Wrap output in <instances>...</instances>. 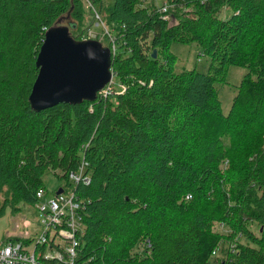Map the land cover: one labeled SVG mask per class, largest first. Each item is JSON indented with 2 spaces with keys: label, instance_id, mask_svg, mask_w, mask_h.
Wrapping results in <instances>:
<instances>
[{
  "label": "trees",
  "instance_id": "1",
  "mask_svg": "<svg viewBox=\"0 0 264 264\" xmlns=\"http://www.w3.org/2000/svg\"><path fill=\"white\" fill-rule=\"evenodd\" d=\"M147 1L0 0V216L62 189L81 204L75 264H264V0H161L166 14ZM101 23L116 39L112 94L34 111L46 31L82 41ZM175 43L198 45L208 71L175 72ZM230 67L247 73L225 114ZM84 158L89 183L73 176ZM49 173L68 187L50 196ZM52 229L46 244H2L66 264Z\"/></svg>",
  "mask_w": 264,
  "mask_h": 264
},
{
  "label": "water",
  "instance_id": "2",
  "mask_svg": "<svg viewBox=\"0 0 264 264\" xmlns=\"http://www.w3.org/2000/svg\"><path fill=\"white\" fill-rule=\"evenodd\" d=\"M36 65L39 74L29 98L36 112L60 103L95 102L113 79L111 50L100 41H76L64 25L46 31Z\"/></svg>",
  "mask_w": 264,
  "mask_h": 264
},
{
  "label": "built area",
  "instance_id": "3",
  "mask_svg": "<svg viewBox=\"0 0 264 264\" xmlns=\"http://www.w3.org/2000/svg\"><path fill=\"white\" fill-rule=\"evenodd\" d=\"M167 11V6L162 7V12L164 14H166ZM165 18L167 19V16H165ZM99 25L103 24H97V26ZM105 39H109L110 43H108V48L114 55L116 53V40L105 27L100 31L90 29L83 40L100 41L104 44L103 41H105ZM110 86L111 83L101 92V94L104 96L112 94ZM87 166L88 163L84 158L80 173L78 175H73L75 181L79 182L83 179L86 183L90 182L89 176L84 175V169ZM45 195L44 189H40L37 193L40 201L42 199V201L38 204V209L43 214L42 225L44 230L41 237L35 243H48L50 238H48L47 232L51 231L52 235H54L55 231L52 228L55 227V225H59L61 227L58 232L59 239H62L64 241L63 243H67V246H65L68 256L66 264H75L77 247L79 245L76 236L83 229L81 225V218L76 215V211L81 208V204L75 197V194L67 195V193H62L57 195L56 193L53 198H45ZM83 233L84 230L82 231V234ZM31 245H24L21 242H8L1 244L0 264H42L39 261L40 253H37L36 245H33V247H31ZM45 257L56 259L61 262L63 261V255L59 251L55 254L46 253Z\"/></svg>",
  "mask_w": 264,
  "mask_h": 264
},
{
  "label": "rangeland",
  "instance_id": "4",
  "mask_svg": "<svg viewBox=\"0 0 264 264\" xmlns=\"http://www.w3.org/2000/svg\"><path fill=\"white\" fill-rule=\"evenodd\" d=\"M157 1L158 6L162 8L164 2L161 3V0ZM84 6L87 10V13H89L88 8L90 6L88 7V3H85ZM89 16L90 15L87 14V17ZM104 27L108 30L105 25L97 26V24L95 26L93 25L92 30H96L97 28L103 29ZM113 38L115 39V37ZM103 42V46L107 47V43L105 41ZM172 51L177 57L176 63L174 65V71L177 73L193 68H196L201 72H207L210 67L211 59L208 56L201 54V49L196 44L187 45L175 43L172 46ZM246 73L247 71L243 68L230 67L227 73L228 84L220 86V98L225 114L229 113L233 99L237 94V86L241 83ZM115 80L116 79L114 76L111 81V85ZM45 186L48 189V192H50V196L54 195V191L57 188L62 186L68 187L65 179L58 178L52 173L46 174ZM19 208L20 210H15L11 207H8L6 211L0 216V245L7 240L18 238H31L33 243H35L41 237L43 232V225L41 222L42 214L39 211L37 205H26L22 203L19 205ZM255 231L258 232L257 230ZM33 245L34 244H32L31 247H33ZM231 250L234 252V247L231 248ZM218 255L222 256V253H219Z\"/></svg>",
  "mask_w": 264,
  "mask_h": 264
},
{
  "label": "clouds",
  "instance_id": "5",
  "mask_svg": "<svg viewBox=\"0 0 264 264\" xmlns=\"http://www.w3.org/2000/svg\"><path fill=\"white\" fill-rule=\"evenodd\" d=\"M103 45V44H102ZM113 77H114V74H113Z\"/></svg>",
  "mask_w": 264,
  "mask_h": 264
}]
</instances>
